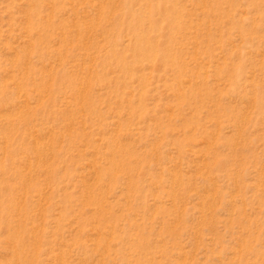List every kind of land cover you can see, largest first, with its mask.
Returning a JSON list of instances; mask_svg holds the SVG:
<instances>
[{"label":"rangeland","instance_id":"rangeland-1","mask_svg":"<svg viewBox=\"0 0 264 264\" xmlns=\"http://www.w3.org/2000/svg\"><path fill=\"white\" fill-rule=\"evenodd\" d=\"M0 264H264V0H0Z\"/></svg>","mask_w":264,"mask_h":264}]
</instances>
